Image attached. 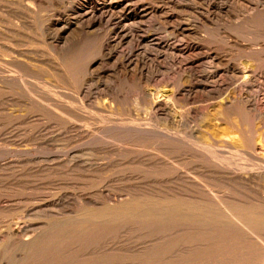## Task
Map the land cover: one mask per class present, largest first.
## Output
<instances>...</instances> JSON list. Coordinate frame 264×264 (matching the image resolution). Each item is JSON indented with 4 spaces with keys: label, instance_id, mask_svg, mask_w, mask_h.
<instances>
[{
    "label": "rangeland",
    "instance_id": "rangeland-1",
    "mask_svg": "<svg viewBox=\"0 0 264 264\" xmlns=\"http://www.w3.org/2000/svg\"><path fill=\"white\" fill-rule=\"evenodd\" d=\"M195 2L0 0V80L15 77L17 85L4 91L0 81V202L15 207V230L30 225L24 241L82 228L65 241L66 264H264V225L242 228L215 206L240 200L236 206L250 208L251 220H264V0ZM122 26L130 45L107 60L100 47ZM188 30H197L205 52L220 56L216 81L223 92L215 100L195 103L188 95ZM123 55L137 73L126 71ZM227 67L235 73H224ZM243 68L252 79L242 77ZM246 90L263 118L240 110L230 121L217 112L221 101L231 103ZM168 93L158 109L157 99ZM226 172L237 179L231 185ZM5 217L0 213V264H39L31 256L27 262L20 240L6 242Z\"/></svg>",
    "mask_w": 264,
    "mask_h": 264
},
{
    "label": "bare ground",
    "instance_id": "bare-ground-1",
    "mask_svg": "<svg viewBox=\"0 0 264 264\" xmlns=\"http://www.w3.org/2000/svg\"><path fill=\"white\" fill-rule=\"evenodd\" d=\"M117 1H119V0H117ZM174 1H176V0H174ZM196 2H197V0H196ZM195 2V3H196ZM170 3H172V2H170ZM116 3H113L112 2V4H111V2H110V4L109 5H115ZM132 4H134L133 2H132ZM129 5V4H128ZM23 7V6H22ZM129 9V8H128ZM258 10V9H257ZM151 11V10H150ZM264 11V10H263ZM147 12H149V11H145L144 13H147ZM153 12V11H152ZM127 13V12H126ZM253 13V12H252ZM122 14H124V13H122ZM89 15H91V14H88V13H86V14H84L81 18L83 19V18H88L89 17ZM121 15V14H120ZM125 16V15H124ZM145 16H147L146 14H145ZM117 17V16H116ZM144 18V17H143ZM243 18V17H242ZM115 19V18H114ZM85 20V19H84ZM109 20V19H108ZM116 20V19H115ZM115 20H114V22H115ZM121 20V19H120ZM142 20V19H141ZM82 21V20H81ZM118 21V20H117ZM123 21V20H122ZM176 22V21H175ZM82 23V22H81ZM85 23V22H84ZM249 23V22H248ZM131 24V23H130ZM250 25V24H249ZM95 26H97V25H95V23H94V25H90L89 24V26L87 27V30H92L93 28H95ZM64 27V26H63ZM127 26H122V27H119V30L116 32L117 34L116 35H114V36H110V39L107 41V42H105L103 45H101V53H102V55H103V57H106L107 58V60H111V59H113L114 57H115V54H116V51L120 48V46H122V45H130V42H131V40H129V33H128V30H127V28H126ZM177 27H179V30L181 31V32H183V33H185L186 32V30L184 29V27H182V26H177ZM66 28V27H65ZM175 28V27H174ZM194 28V27H193ZM173 29V28H172ZM176 29V28H175ZM194 30V29H193ZM189 31L188 33H189V35H188V37L190 38V43H189V49H188V57L190 58V61L188 62V65H187V73H188V75H189V77H190V79L192 80V82H191V84H192V86L190 87V92H188V95H189V97L190 98H192L193 99V101L196 103L197 102V100H198V98L199 97H201L202 99H205V100H207L208 102H209V100H215V99H217V98H219L220 97V95H221V92H223L222 91V85H221V81L220 82H218V81H216V79H218V78H221L220 77V74H221V71H220V67L222 66L221 64V60H220V56H218V55H213V54H210L209 52H205L206 50H204V48H203V45L200 43V39H199V37H198V35L199 34H197V30L196 31ZM65 32V31H64ZM177 32V31H176ZM114 34V33H113ZM150 34V33H149ZM148 34V35H149ZM245 36V35H244ZM201 37V36H200ZM153 41H155V40H153ZM103 43V42H102ZM159 43V42H158ZM123 47V46H122ZM254 50V49H253ZM89 54V53H88ZM60 55V54H59ZM65 55V54H64ZM162 55H163V53H162ZM166 55V54H165ZM168 55V54H167ZM258 55V54H257ZM69 56V55H68ZM160 57H161V55H160ZM164 57V56H163ZM61 58V57H60ZM81 58H83V57H81ZM67 59V58H66ZM70 59V58H69ZM68 59V60H69ZM65 60V59H64ZM73 60V59H72ZM82 61V60H81ZM123 61H124V64H125V68H126V71L127 72H129V73H132V74H135V73H137V67H136V64L134 63L135 61H133V59L131 58V57H129V56H124L123 55ZM164 61V60H163ZM223 61V60H222ZM264 61V60H263ZM66 62H67V60H66ZM251 62V61H250ZM15 63V62H14ZM95 63H97L96 61H95ZM251 64V63H250ZM253 64V63H252ZM163 65V64H162ZM17 68V67H16ZM160 68H161V66H160ZM165 68V67H164ZM244 69V68H243ZM247 69V68H246ZM246 69H244L243 71H241V74H242V77H244V79L246 78V77H248V76H250V78L252 79L253 78V76L250 74L251 72L250 71H248V69L246 70ZM234 68H232V67H227V69L225 70V71H223L224 73H227V72H232V73H235L234 72ZM252 70V69H251ZM73 71H74V68H73ZM78 71L79 70H76L75 69V71H74V73L75 74H77L78 73ZM63 73V72H62ZM205 74L204 76H201V80L199 79V77H200V75L201 74ZM264 73V72H263ZM252 74H253V72H252ZM64 75V74H63ZM228 75V74H227ZM232 75H234V74H232ZM210 76L213 78V79H215L214 81H211V79L212 78H210ZM239 76V75H238ZM3 78V81H2V83H3V89L2 90H6V91H8V90H12L13 89V86H17L16 84H15V82H14V78L15 77H13V78H11V79H9V77H2ZM2 78H1V80H2ZM240 78V77H239ZM249 78V79H250ZM248 79V80H249ZM0 80V81H1ZM247 81V80H246ZM250 81V80H249ZM189 83V82H188ZM249 83V82H248ZM251 83V82H250ZM264 84V83H263ZM178 85V84H177ZM223 86H224V84H223ZM255 86V85H254ZM11 87H12V89H11ZM109 88V87H108ZM185 89V88H184ZM247 89V88H246ZM108 91H110V89L108 90ZM187 92V91H186ZM225 92V91H224ZM106 93V92H105ZM171 93V92H170ZM170 93H168V94H164V95H162V96H160L158 99H157V102H156V106L158 107V109H161L162 107H163V103L165 102V100L166 99H168V98H170ZM254 93V92H253ZM172 94V93H171ZM184 94V93H183ZM186 94V93H185ZM236 94V93H235ZM256 94V93H255ZM238 95V94H237ZM172 96H173V94H172ZM225 96V95H224ZM230 96V95H229ZM259 96V95H258ZM234 98V97H233ZM184 99V98H183ZM182 99V100H183ZM189 99V98H188ZM254 99H256V96H251L249 93H248V91L246 90V92H244V93H239V95H238V97H236V99L234 98V101L233 102H231V103H229V102H225V101H221L219 104H220V111H219V109L217 110V112L221 115H223L227 120H230V121H232L231 120V117H235V115L237 116H239V113H240V110H243V111H245V112H255V115L257 116V118H263V115L261 114V113H259V111L257 112V111H254V105H253V100ZM186 100V99H185ZM190 100V99H189ZM204 100V101H205ZM220 100V99H219ZM165 110V109H164ZM159 111V110H158ZM163 110H161V112H162ZM164 113H167V112H164L163 111V114ZM174 114V113H173ZM219 114H218V116H219ZM169 115V113L167 114V116ZM214 117V116H213ZM206 118V117H205ZM204 118V119H205ZM208 118V117H207ZM212 118V117H211ZM237 118V117H236ZM200 119V118H199ZM202 119V118H201ZM214 119H216V118H214ZM209 120V119H208ZM238 120V119H237ZM215 121V120H214ZM216 121H217V119H216ZM215 121V122H216ZM234 121H235V119H234ZM239 121V120H238ZM150 122V121H149ZM200 122V121H199ZM209 122V121H208ZM212 122V121H211ZM210 122V123H211ZM215 122H212V123H215ZM218 122H219V120H218ZM221 122V121H220ZM217 123V122H216ZM205 124V123H204ZM207 124V123H206ZM221 124V123H220ZM220 124H217V127L220 129V127L218 126V125H220ZM253 124V123H252ZM209 126H212L213 124H208ZM207 125V128L209 127ZM246 125V124H245ZM216 126V125H215ZM248 126V125H247ZM202 127V126H201ZM201 127H199V128H197V129H200ZM204 128H206V127H204ZM228 128V127H227ZM117 129V128H116ZM202 129V128H201ZM209 129V128H208ZM207 129V130H208ZM212 129H213V127H212ZM217 128L216 127H214V129L213 130H215V131H217L216 130ZM205 130V129H204ZM203 130V131H204ZM210 131H212L211 129H209ZM225 131H227V130H225ZM193 132V131H192ZM213 132V131H212ZM254 132V131H253ZM199 133V132H198ZM211 133V132H210ZM219 132H217V134H218ZM207 134V133H206ZM215 134V133H214ZM250 134V133H249ZM195 136V135H194ZM198 136V135H197ZM202 136H204V135H202ZM206 136V135H205ZM225 136V135H224ZM240 136V135H239ZM182 137V136H181ZM241 137V136H240ZM197 138V137H196ZM231 138V137H230ZM246 138H248V137H246V135H245V141H246V143H247V146H248V148L249 149H251L252 148V144L250 143V140H248V139H246ZM261 138V137H260ZM150 139V138H149ZM175 139V138H174ZM209 139V138H208ZM231 139H233V138H231ZM225 140V139H224ZM227 141V140H226ZM225 141V142H226ZM220 142V141H219ZM206 141L204 142V146L205 147H210L211 145L207 142L206 144ZM234 143V142H233ZM261 144H262V146H263V148H264V141L262 140L261 141ZM128 145V144H127ZM155 145V144H154ZM192 145V144H191ZM134 147H135V145H134ZM145 148V147H144ZM227 148V147H226ZM137 149V148H136ZM145 151V150H144ZM158 152V151H157ZM251 153V152H250ZM143 155V154H142ZM144 157V156H143ZM201 158V157H200ZM161 160V159H160ZM259 162H262V164H264V158H260V161ZM207 164H209V163H207ZM219 164V163H218ZM205 165H206V163H205ZM244 166V165H243ZM209 167V166H208ZM231 168V167H230ZM206 169H208V168H206ZM235 170H233V172H234ZM246 171V170H245ZM249 171V170H248ZM252 171V170H251ZM250 171V172H251ZM221 172V171H220ZM237 172V171H236ZM242 172V171H241ZM240 172V173H241ZM264 172V171H263ZM238 173V172H237ZM224 175H225V177L223 176V179H224V181L227 183V185H231L230 183H233V179L234 178H232V174L231 173H227L226 172V174L225 173H223ZM222 174V175H223ZM220 175V174H219ZM264 175V174H263ZM197 176V175H196ZM239 176V175H238ZM238 176H237V178H238ZM257 177V176H256ZM261 177V176H260ZM136 178V177H135ZM240 178V177H239ZM242 178V177H241ZM244 178V177H243ZM180 179V178H179ZM213 179V178H212ZM236 179V178H235ZM235 179H234V182H235ZM246 179V178H245ZM128 180V179H127ZM178 180V179H177ZM193 180V179H192ZM237 180V179H236ZM239 180V179H238ZM244 179H242V181H243ZM149 181V180H148ZM167 181H168V179H167ZM166 181V182H167ZM179 181V180H178ZM223 181V180H222ZM165 182V183H166ZM168 182H170V180L168 181ZM181 182V181H180ZM198 182V181H197ZM238 182V181H237ZM236 182V183H237ZM246 182V181H245ZM248 182V181H247ZM163 183V182H162ZM192 183V182H191ZM190 183V184H191ZM202 183H203V181H202ZM140 184V183H139ZM187 184H188V182H187ZM193 185H194V183H192ZM212 184V183H211ZM209 185V184H208ZM256 185V184H255ZM139 186V185H138ZM158 186V185H157ZM160 186V185H159ZM178 186H180V185H178ZM199 186V185H198ZM214 186V185H213ZM212 186V187H213ZM141 187V186H140ZM201 187V186H200ZM241 187V186H240ZM263 187V186H262ZM144 188V187H143ZM143 188H141V189H143ZM151 188V187H150ZM184 188V187H183ZM204 188V187H203ZM188 189V188H187ZM207 189V188H206ZM233 189V188H232ZM167 190V189H166ZM202 190V189H201ZM212 190V189H211ZM207 191V190H206ZM214 191V190H213ZM143 192V191H142ZM161 192V191H160ZM164 192V191H163ZM162 192V193H163ZM173 192V191H172ZM205 192V191H204ZM3 193V192H2ZM146 193V192H145ZM166 193H168V192H166ZM195 193V192H194ZM209 192L207 191V194H208ZM214 193V192H213ZM237 193V192H236ZM175 194V193H174ZM177 194V193H176ZM210 194V193H209ZM7 195V197H9V198H13L14 197V195H12L10 192L9 193H7L6 194ZM219 195V194H218ZM224 195V194H223ZM227 195H232V194H227ZM136 196H137V194H136ZM165 196V195H164ZM170 197H171V195H169ZM184 196H186V195H184ZM220 197H221V195H219ZM246 196V195H245ZM6 197V196H5ZM174 197V196H173ZM139 198V197H138ZM160 198V197H159ZM190 198V197H189ZM216 198H218V199H220L219 197H217V192H216ZM226 198V197H225ZM228 198V197H227ZM246 198H247V196H246ZM228 199H230V198H228ZM129 200V199H128ZM234 200H236V199H234ZM233 199H231V202H228V201H220L219 200V202H216L215 203V206L220 210V212H221V214H220V216L222 217V218H224V219H230V220H233V221H235L236 223H238L242 228H244V227H256V228H259V227H261L262 225H264V220L263 221H253V220H251V217L253 216H251V214H252V212H251V209L250 208H248V207H245V206H242V205H240V206H236L237 204V202L236 201H239L240 202V200H236V201H234ZM25 201V200H24ZM140 201V200H139ZM143 201H145V200H143ZM147 201V200H146ZM150 201V200H149ZM152 201V200H151ZM150 201V202H151ZM257 201V200H256ZM239 202H238V204H239ZM14 203V202H13ZM117 203V202H116ZM135 203H137L136 201H135ZM155 203H157V201L155 202ZM213 203V202H212ZM240 203H243V202H240ZM150 204V203H149ZM159 204V203H158ZM190 204V203H189ZM246 204V203H245ZM12 205V204H11ZM15 205V204H14ZM143 205V204H142ZM154 205V204H153ZM192 205V204H191ZM208 205V204H207ZM133 206V205H132ZM135 206V205H134ZM148 207H149V205H147ZM146 206V207H147ZM132 209H134V207H131ZM137 208V207H136ZM169 208V207H168ZM260 208V207H259ZM263 208V207H262ZM117 209V208H116ZM124 209V208H123ZM122 209V210H123ZM132 209H130L131 211H133ZM162 209V208H161ZM165 209H167V208H165ZM264 209V208H263ZM175 210V209H174ZM191 210V209H190ZM150 211V210H149ZM154 211H155V209H154ZM156 211H158L157 210V208H156ZM14 212H15V207L14 206H12V207H4V206H2L1 205V202H0V213H2V214H5L6 215V217L5 218H7V219H5V221H3L2 223L4 224V226L2 227V228H7V234H6V236H7V243L8 242H15L14 240H20L21 242H20V247L22 248V250H24L25 251V254H26V260H27V262L29 263L30 262V256L31 257H35V259H36V261H37V259L38 260H40L39 261V264H66L65 262V260L67 259H65V257H67V256H65L64 257V255H63V252H62V249L64 248V245H65V241H66V239L67 238H69L71 235H73L74 237H75V235L76 236H78V235H82V234H80V230L82 229H80V230H78L79 232H76L75 230H74V232L72 231L71 233H69V231L68 232H54V233H52V234H50V235H46V236H42V237H40V238H34L32 241H24V236L27 234V233H29L30 232V225L29 226H26V227H24V228H22V229H19V230H15L14 228H13V220L12 219H10L12 216H13V214H14ZM93 212V211H92ZM135 212V211H134ZM158 212H160V211H158ZM163 212V211H162ZM165 212V211H164ZM175 212V211H174ZM191 212V211H190ZM258 212V211H257ZM96 213V212H95ZM116 213V212H115ZM121 213V212H120ZM167 213H169V211L167 212ZM262 213V212H261ZM153 214V213H152ZM159 214V213H158ZM218 214V213H217ZM216 214V215H217ZM259 214H260V212H259ZM263 214H264V212H263ZM143 215V214H142ZM160 215V214H159ZM181 215H183V214H181ZM180 215V216H181ZM190 215V214H189ZM191 215H193V214H191ZM190 215V217L189 218H191V217H193V216H191ZM55 216V215H54ZM94 216V215H93ZM96 216H97V214H96ZM144 216H145V214H144ZM177 216V215H176ZM179 216V215H178ZM204 216V215H203ZM219 216V215H218ZM98 217V216H97ZM138 217V216H137ZM181 217H183V216H181ZM197 218V217H196ZM123 219V218H122ZM192 219V218H191ZM215 218H213L212 220H214ZM128 220H129V218H128ZM189 220V219H188ZM193 220V219H192ZM91 221H92V219H91ZM96 222V221H95ZM167 222V221H166ZM216 222H218L217 220H216ZM215 221H214V223H216ZM225 222V221H224ZM223 222V223H224ZM7 223V224H6ZM110 223V222H109ZM141 223V222H140ZM176 223V222H175ZM188 223V222H187ZM205 223V222H204ZM225 223H227V222H225ZM105 224V223H104ZM139 224V223H138ZM177 224V223H176ZM213 224V223H212ZM71 225V224H70ZM90 225V224H89ZM95 225H96V223H95ZM97 225H99V224H97ZM100 225H101V223H100ZM103 225V224H102ZM127 225V224H126ZM157 225V224H156ZM215 225V224H214ZM227 225V224H226ZM34 226V225H33ZM37 226V225H36ZM81 226V225H80ZM114 226V225H113ZM117 226V225H116ZM115 226V227H116ZM182 226H184V225H182ZM210 226H211V224H210ZM224 226H225V224H224ZM88 227V226H87ZM101 227V226H100ZM114 227V228H115ZM119 227V226H118ZM164 227H166V226H164ZM169 227V226H168ZM174 227V226H173ZM31 228H33V227H31ZM72 228V227H71ZM75 228H76V226H75ZM90 228V227H89ZM113 228V229H114ZM133 228V227H132ZM136 228V227H135ZM139 228V227H138ZM137 228V229H138ZM144 228V227H143ZM169 228H171V227H169ZM229 228V230H231V228L230 227H228ZM227 228V229H228ZM35 229V228H34ZM96 229V228H95ZM101 229V228H100ZM148 229V228H147ZM146 229V227H145V229H143V230H147ZM233 229H236V228H233ZM241 229V228H240ZM2 230V229H1ZM37 230V229H36ZM59 230V229H58ZM67 230V229H66ZM92 230V229H91ZM105 230V229H104ZM115 230V229H114ZM113 230V231H114ZM141 230V229H140ZM155 230H158V228L157 229H155ZM186 230V229H185ZM191 230H194V229H191ZM62 231V230H61ZM82 231H84V230H82ZM86 231H88V229L86 230ZM139 231V230H138ZM187 231V230H186ZM108 232V231H107ZM153 232V231H152ZM180 231H178V233H179ZM240 232V231H239ZM82 233V232H81ZM86 233V232H85ZM98 233V232H97ZM112 233V232H111ZM111 233H110V235H111ZM138 233H140V232H138ZM177 233V232H176ZM209 233V232H208ZM105 234V233H104ZM142 234V233H141ZM200 234V233H199ZM211 234V233H210ZM216 234H218V233H216ZM249 234V233H248ZM252 234H253V232H252ZM95 235V234H94ZM174 235V234H173ZM191 235V234H190ZM195 235H196V233H195ZM194 235V236H195ZM204 235H205V233H204ZM208 235V234H207ZM228 235H230L229 233H228ZM240 235H241V232H240ZM244 235H246V234H244ZM243 235V236H244ZM72 236V238H74ZM87 236H89V235H87ZM96 236H98V235H96ZM109 236V235H108ZM121 236V235H120ZM141 236H143V235H141ZM153 236V235H152ZM168 236H170V235H168ZM193 236V237H194ZM200 236V235H199ZM216 236V235H215ZM218 236V235H217ZM233 236V235H232ZM259 236V235H258ZM257 236V237H258ZM264 236V235H263ZM99 237V236H98ZM100 237H101V234H100ZM103 237H104V235H103ZM111 237V236H110ZM183 237V236H182ZM219 237V236H218ZM221 237H223V236H221ZM221 237H219V238H221ZM226 237V236H225ZM225 237H223L224 239H226ZM236 238H237V236H235ZM248 237V236H247ZM255 238V236H252V238ZM4 238V237H3ZM146 238V237H145ZM223 238H222V240H223ZM249 238V237H248ZM1 239V238H0ZM23 239V240H22ZM90 239V238H89ZM93 239V238H92ZM96 239V238H95ZM98 239V238H97ZM111 239V238H110ZM142 239V238H141ZM160 239V238H159ZM163 239V238H162ZM182 239V238H181ZM204 239V238H203ZM211 239V238H210ZM2 240V239H1ZM100 240V239H99ZM107 240V239H106ZM122 240V239H121ZM213 240V239H212ZM232 240V239H231ZM243 240V239H242ZM255 240H256V238H255ZM257 240H260V239H258L257 238ZM116 241V240H115ZM119 241V240H118ZM142 241H143V239H142ZM146 241V240H145ZM174 241V240H173ZM179 241V240H178ZM177 241V242H178ZM185 241V240H184ZM197 241V240H196ZM199 241V240H198ZM203 241V240H202ZM205 241H206V239H205ZM213 241H215V240H213ZM218 241H220V240H218ZM239 241H241L240 240V238H239ZM262 241V240H261ZM6 242H4L5 244H6ZM82 242V241H81ZM100 242V241H99ZM109 242V241H108ZM123 242V241H122ZM125 242V241H124ZM137 242V241H136ZM152 242V241H151ZM165 242V241H164ZM180 242V241H179ZM200 242V241H199ZM198 242V243H199ZM208 243L209 242H212L211 240L209 241H207ZM221 242V241H220ZM1 243V242H0ZM16 243V242H15ZM79 243V242H78ZM84 243V242H83ZM82 243V244H83ZM96 243H98L97 241H96ZM118 243V242H117ZM149 243V242H148ZM162 243V242H161ZM166 243V242H165ZM190 243V242H189ZM191 243H193V242H191ZM214 243V242H213ZM225 244H226V242H224ZM223 243V244H224ZM239 243V242H238ZM243 242L241 241V244H242ZM252 243V242H251ZM258 243H260V241H258ZM262 243V242H261ZM260 243V244H261ZM102 244V243H101ZM122 244V243H121ZM214 244H216V242L214 243ZM224 244V245H225ZM227 244H229V243H227ZM227 244H226V246H227ZM232 244H234V243H232ZM244 244L245 243H243V246H244ZM254 244V243H253ZM16 245H17V243H16ZM68 245H69V243H68ZM71 245H73L72 243H71ZM104 245V244H103ZM167 245V244H166ZM171 245V244H170ZM179 245V244H178ZM220 245V244H219ZM219 245H218V247H219ZM223 245V246H224ZM239 245V244H238ZM246 245V244H245ZM250 245V244H249ZM249 245H246V247L247 246H249ZM252 245V244H251ZM0 246H2V245H0ZM12 246V245H11ZM91 246V245H90ZM98 246H99V244H98ZM97 246V247H98ZM109 246V245H108ZM150 246H153V245H150ZM174 246V245H173ZM205 246H207V245H205ZM216 246H217V244H216ZM215 246V247H216ZM225 246V247H226ZM231 246V245H230ZM229 246V247H230ZM234 246V245H233ZM232 246V247H233ZM242 246V247H243ZM253 246V245H252ZM251 246V247H252ZM14 247V246H13ZM79 247V246H78ZM96 247V248H97ZM113 247H114V245H113ZM117 247V246H116ZM232 247H230V248H232ZM245 247V246H244ZM250 246H249V248H251ZM254 247H255V244H254ZM8 248H9V246H8ZM7 248V246H6V250L8 249ZM17 248V247H16ZM20 248V249H21ZM68 248V247H67ZM101 248H103V247H101ZM135 248V247H134ZM234 248H238V246L237 247H234ZM241 248V247H240ZM80 249H81V247H80ZM112 249V248H111ZM120 249V248H119ZM156 249V248H155ZM199 249V248H198ZM209 249V248H208ZM211 249V248H210ZM216 249H218L217 247H216ZM220 249V248H219ZM223 249V248H222ZM227 249H228V246H227ZM233 249V248H232ZM232 249H230V250H232ZM82 250V249H81ZM103 250H105V248L103 249ZM110 250V249H109ZM131 250V249H130ZM144 250V249H143ZM166 250H168V249H166ZM226 250V249H225ZM240 250V249H239ZM238 250V251H239ZM241 250H242V248H241ZM255 251H256V253L255 254H253L254 256L257 254V250L256 249H254ZM258 250H259V248H258ZM72 251V250H71ZM84 251H86V249H84ZM87 251H88V249H87ZM86 251V252H87ZM116 251V250H115ZM125 251H126V249H125ZM124 251V252H125ZM184 251H186V250H184ZM187 251H189V250H187ZM206 251V250H205ZM210 251V250H209ZM227 251V250H226ZM233 251V250H232ZM235 251V250H234ZM261 251V250H260ZM70 252V251H69ZM100 252H101V250H100ZM107 252V251H106ZM123 252V251H122ZM127 252H128V250H127ZM144 252V251H143ZM153 252V251H152ZM165 252V251H164ZM179 252V251H178ZM181 252V251H180ZM198 252V251H197ZM203 252V251H202ZM217 252H219L218 250H217ZM245 252H247V251H245ZM254 252V251H253ZM252 252V253H253ZM262 252V251H261ZM260 252V253H261ZM68 253V252H67ZM75 253V252H74ZM81 253V252H80ZM88 253H90V252H87V254ZM96 253H97V251H96ZM141 253V252H140ZM145 253V252H144ZM171 253V252H170ZM169 253V254H170ZM175 253H177V252H175ZM221 253L222 252H220V254H219V256L221 255ZM240 253V252H239ZM242 253V252H241ZM251 253V252H250ZM259 253V252H258ZM259 253V254H260ZM66 254V253H65ZM83 254V253H82ZM81 254V255H82ZM133 254V253H132ZM207 254V253H206ZM223 254V253H222ZM233 253H231V255H232ZM237 254V255H236ZM235 255H236V258H239V257H237L238 256V253H236ZM262 255H264L263 253H261ZM260 254V255H261ZM95 255V254H94ZM113 255H115V254H113ZM176 255V254H175ZM210 255V254H209ZM228 255V254H227ZM227 255H226V257H227ZM230 255V254H229ZM83 256V255H82ZM102 256V255H101ZM107 256V255H106ZM165 256H167V255H165ZM179 256V255H178ZM186 256H187V254H186ZM192 256H194V255H192ZM195 256H196V253H195ZM208 256V255H207ZM223 256V255H222ZM234 256V254L231 256V257H228V260H229V258L231 259L232 257ZM252 256V255H251ZM258 256V255H257ZM256 256V257H257ZM73 257V255H71V256H69V258H72ZM94 257V256H93ZM102 257H104V256H102ZM108 257V256H107ZM137 257V256H136ZM153 257H154V255H153ZM213 258L215 257L214 255L212 256ZM240 257H242V256H240ZM259 257V256H258ZM18 258V257H17ZM78 258V257H77ZM80 258V257H79ZM96 258V257H95ZM174 258V257H173ZM184 258V257H183ZM196 258V257H195ZM247 258V257H246ZM65 259V260H64ZM98 259H99V257H98ZM108 259V258H107ZM123 259H124V257H123ZM150 259V258H149ZM192 259V258H191ZM197 259V258H196ZM195 259V260H196ZM201 259V258H200ZM222 259V258H221ZM233 259V258H232ZM240 259V258H239ZM238 259V260H239ZM249 259V258H248ZM254 259V258H253ZM16 260V259H15ZM24 260V259H23ZM70 260V259H69ZM88 260H90V259H88ZM114 260V259H113ZM130 260V259H129ZM132 260H133V258H132ZM135 260V259H134ZM152 260V259H151ZM194 260V261H195ZM202 260V259H201ZM219 260V259H218ZM217 260V261H218ZM224 260V259H223ZM227 260V259H226ZM226 260H224V261H226ZM234 260H236L235 259V257H234ZM245 261L244 262H248V260H246V259H244ZM252 260V259H251ZM76 261V260H75ZM102 261H105V260H102ZM149 261V260H148ZM158 261V260H157ZM183 261V260H182ZM193 260H191V262H192ZM193 261V262H194ZM206 261V260H205ZM208 261V260H207ZM215 262H217L216 260H214ZM240 261H243V260H241L240 259ZM239 261V262H240ZM16 262V261H15ZM84 262V261H83ZM101 262V261H100ZM109 262H111V261H109ZM185 262V261H184ZM196 262V261H195ZM198 262V261H197ZM197 262H196V264H197ZM201 262V261H200ZM210 262V261H209ZM208 262V263H209ZM229 262V261H228ZM227 262V263H228ZM232 262V261H231ZM231 262H229V263H231ZM249 262H251V261H249ZM258 262V261H257ZM70 263H71V261H70ZM88 263V262H87ZM149 263V262H148ZM151 263H154V262H151ZM166 263H168V262H166ZM172 263V262H171ZM178 264H179V262H177ZM181 263V262H180ZM202 263H203V261H202ZM207 263V262H206ZM214 263V262H213ZM222 263H224V262H222ZM237 263V262H236ZM241 263V262H240ZM239 263V264H240ZM33 264V263H32ZM74 264V263H73ZM98 264V263H97ZM109 264V263H108ZM136 264H139L138 262H136ZM141 264V263H140ZM155 264V263H154ZM157 264V263H156ZM163 264V263H162ZM199 264V263H198ZM210 264H212V263H210ZM225 264V263H224ZM242 264V263H241ZM245 264V263H244ZM250 264V263H249ZM256 264H259V263H256Z\"/></svg>",
    "mask_w": 264,
    "mask_h": 264
}]
</instances>
